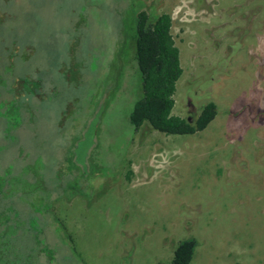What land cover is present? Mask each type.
Segmentation results:
<instances>
[{"label": "rangeland", "instance_id": "374dc122", "mask_svg": "<svg viewBox=\"0 0 264 264\" xmlns=\"http://www.w3.org/2000/svg\"><path fill=\"white\" fill-rule=\"evenodd\" d=\"M140 10L170 14L172 113L213 101L203 130L128 124ZM0 174L38 214L42 264H168L191 237L189 264H264V0H0Z\"/></svg>", "mask_w": 264, "mask_h": 264}, {"label": "trees", "instance_id": "16d2710c", "mask_svg": "<svg viewBox=\"0 0 264 264\" xmlns=\"http://www.w3.org/2000/svg\"><path fill=\"white\" fill-rule=\"evenodd\" d=\"M171 27L172 18L168 13L158 14L154 19L146 11L136 13L135 27L129 41L139 75L141 95L133 103L127 122L134 129L148 123L153 129L167 135L193 134L203 130L217 115L218 109L213 101H209L193 119L172 113L176 82L182 74V67ZM30 82L26 83L27 91L34 90L32 86L30 88ZM34 100L31 94L25 96V106H32ZM26 175L25 181L31 183L33 177L31 174ZM11 176L14 174H0V264H22V259L27 264L26 258L32 264H42V255L51 262L56 255L47 245L46 237V245L40 239L44 229L37 231L32 226L33 217L38 218L37 212L30 204L20 203L9 196ZM43 216L47 217L48 212ZM60 224L71 241L64 224ZM14 237L20 238L21 243L17 244L16 241L14 245ZM19 245L26 250L24 255L8 252L12 247L21 249ZM196 246L197 240L192 237L178 241L168 264H189ZM72 251L75 253L74 247Z\"/></svg>", "mask_w": 264, "mask_h": 264}]
</instances>
